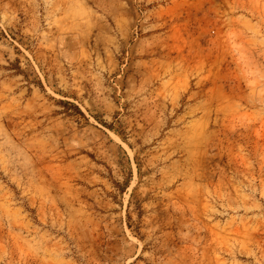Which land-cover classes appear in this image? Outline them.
<instances>
[{"label":"rangeland","instance_id":"374dc122","mask_svg":"<svg viewBox=\"0 0 264 264\" xmlns=\"http://www.w3.org/2000/svg\"><path fill=\"white\" fill-rule=\"evenodd\" d=\"M0 264H264V0H0Z\"/></svg>","mask_w":264,"mask_h":264}]
</instances>
